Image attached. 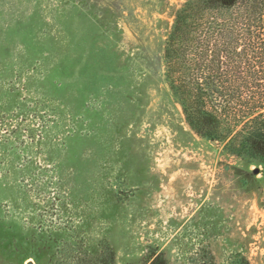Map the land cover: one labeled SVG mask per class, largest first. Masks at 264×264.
Masks as SVG:
<instances>
[{"label": "rangeland", "instance_id": "rangeland-1", "mask_svg": "<svg viewBox=\"0 0 264 264\" xmlns=\"http://www.w3.org/2000/svg\"><path fill=\"white\" fill-rule=\"evenodd\" d=\"M164 5L0 0L1 213L107 238L118 264L150 247L175 264L202 248L264 264V182L185 122L165 82ZM11 90L21 107L5 108Z\"/></svg>", "mask_w": 264, "mask_h": 264}, {"label": "trees", "instance_id": "trees-1", "mask_svg": "<svg viewBox=\"0 0 264 264\" xmlns=\"http://www.w3.org/2000/svg\"><path fill=\"white\" fill-rule=\"evenodd\" d=\"M160 1L165 8L159 11L172 18L163 47L165 82L185 122L197 136L216 141L223 154L236 158V170L247 177L261 175L264 182V0ZM19 100L11 90L5 108L20 106ZM0 183V194L6 196ZM31 259L32 264H118L117 250L107 238L92 244L64 232L26 230L0 210V264ZM227 261L252 264L241 251ZM143 264L175 263L164 250L150 247ZM187 264L220 262L202 248Z\"/></svg>", "mask_w": 264, "mask_h": 264}, {"label": "water", "instance_id": "water-1", "mask_svg": "<svg viewBox=\"0 0 264 264\" xmlns=\"http://www.w3.org/2000/svg\"><path fill=\"white\" fill-rule=\"evenodd\" d=\"M212 143H214V144H217V142L216 141H212ZM33 263V261L32 260H30L29 261V264H32Z\"/></svg>", "mask_w": 264, "mask_h": 264}]
</instances>
